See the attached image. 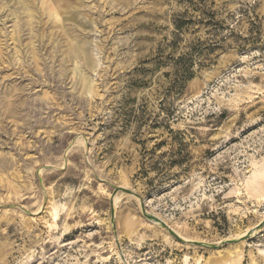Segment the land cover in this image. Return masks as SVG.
Masks as SVG:
<instances>
[{"label": "rangeland", "instance_id": "374dc122", "mask_svg": "<svg viewBox=\"0 0 264 264\" xmlns=\"http://www.w3.org/2000/svg\"><path fill=\"white\" fill-rule=\"evenodd\" d=\"M0 264H264V0H0Z\"/></svg>", "mask_w": 264, "mask_h": 264}, {"label": "bare ground", "instance_id": "6f19581e", "mask_svg": "<svg viewBox=\"0 0 264 264\" xmlns=\"http://www.w3.org/2000/svg\"><path fill=\"white\" fill-rule=\"evenodd\" d=\"M50 1H51V0H50ZM53 5H54V4H53ZM54 6H55V5H54ZM51 8H52V7H51ZM51 12H52V11H51ZM51 12H50V13H51Z\"/></svg>", "mask_w": 264, "mask_h": 264}]
</instances>
